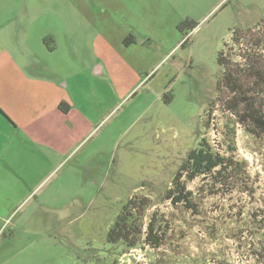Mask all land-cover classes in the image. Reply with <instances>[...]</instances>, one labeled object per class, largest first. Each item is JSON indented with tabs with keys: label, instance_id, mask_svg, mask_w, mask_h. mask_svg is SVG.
Wrapping results in <instances>:
<instances>
[{
	"label": "rangeland",
	"instance_id": "obj_1",
	"mask_svg": "<svg viewBox=\"0 0 264 264\" xmlns=\"http://www.w3.org/2000/svg\"><path fill=\"white\" fill-rule=\"evenodd\" d=\"M184 21L196 27L180 47L176 27ZM79 23L83 29L73 27ZM263 23L264 0H0V94L8 76L19 88L30 85V62L67 75L69 55L86 62L104 43L135 66L145 60L148 75L100 115L80 153L81 167L67 165L36 190L0 185V264H213L208 252L229 264H253L235 252V243L223 236L210 242L192 226L191 216L159 199L201 138L218 151L223 148L226 115L219 105L210 126L203 123L216 96L217 53L232 48L233 31ZM130 34L137 45L120 49V36ZM49 36L58 45L50 55L42 43ZM235 145V158L247 162L256 188L254 199L243 197L247 214L264 197V147L238 126ZM200 184L195 179L186 188L195 193ZM133 196L151 202L143 228L154 212L169 228L158 250L123 251L106 242L114 219ZM238 197L202 198L200 205L206 217H232Z\"/></svg>",
	"mask_w": 264,
	"mask_h": 264
},
{
	"label": "trees",
	"instance_id": "obj_2",
	"mask_svg": "<svg viewBox=\"0 0 264 264\" xmlns=\"http://www.w3.org/2000/svg\"><path fill=\"white\" fill-rule=\"evenodd\" d=\"M263 26L264 23L256 29L233 31L230 37L232 48L225 54L223 49L217 53L219 75L216 96L204 112L203 123L205 128L210 126L211 114L215 106L219 105L226 115V122L220 132V145L223 148L218 151L204 137L201 138L197 147L187 154L169 183V188L159 199V203L168 202L178 207L181 213L191 216L192 226L197 227L199 233L210 242L223 236L235 243V252L248 256L253 264H264V197L259 200L253 212L244 214L243 197L254 199L256 188L250 181L247 162L235 158V137L238 126L247 137L264 147ZM195 27L196 24L189 21L181 22L176 27L182 37L180 47L187 44L189 33ZM132 39L131 34L126 37L124 46L133 44ZM64 106L65 104H60L59 108L67 112L68 109ZM195 179H200L201 184L193 193L187 190L186 184ZM234 193L239 195V204L232 217L227 214L218 219L204 215L200 205L202 198L224 199L230 198ZM150 206L151 202L146 197L133 196L128 199L108 230L106 242L118 244L123 251L144 246L158 250L163 246L169 228L158 217L157 212L150 215L143 228V218ZM225 218L227 220H223ZM218 255L208 252L206 256H209L213 264H229L224 259L217 260Z\"/></svg>",
	"mask_w": 264,
	"mask_h": 264
},
{
	"label": "crops",
	"instance_id": "obj_3",
	"mask_svg": "<svg viewBox=\"0 0 264 264\" xmlns=\"http://www.w3.org/2000/svg\"><path fill=\"white\" fill-rule=\"evenodd\" d=\"M82 25L73 27L83 29ZM125 38L120 36V49L137 45L133 38V44L124 46ZM45 40L46 43L42 40L45 52L53 54L58 48L56 41L50 36ZM101 46V51L96 50L94 57L86 62L75 54L69 55L66 59L70 61L71 72L67 75L56 74L44 63L36 67L30 62L27 64L30 85L26 88L13 84L12 77L4 78L0 94L2 188L36 190L67 165L81 167L80 153L92 138L100 115L148 78L142 68L145 60L139 59L142 64L135 66L109 44ZM54 74L56 77L52 78ZM15 96L19 97L13 99ZM60 104H65L68 111L63 112Z\"/></svg>",
	"mask_w": 264,
	"mask_h": 264
}]
</instances>
